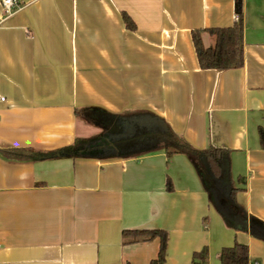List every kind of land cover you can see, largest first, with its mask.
Returning <instances> with one entry per match:
<instances>
[{
    "label": "crops",
    "instance_id": "crops-1",
    "mask_svg": "<svg viewBox=\"0 0 264 264\" xmlns=\"http://www.w3.org/2000/svg\"><path fill=\"white\" fill-rule=\"evenodd\" d=\"M17 1L0 25V264H152L160 239L124 243V231L140 230L167 232L166 264H193L205 247L208 264H221L236 243L264 264V0H241L244 66L229 71L202 70L192 34L232 27L239 0ZM85 108L150 112L197 150H230L248 230L226 225L185 155L33 162L2 153L99 134L77 117Z\"/></svg>",
    "mask_w": 264,
    "mask_h": 264
},
{
    "label": "trees",
    "instance_id": "trees-1",
    "mask_svg": "<svg viewBox=\"0 0 264 264\" xmlns=\"http://www.w3.org/2000/svg\"><path fill=\"white\" fill-rule=\"evenodd\" d=\"M236 23L229 28L196 30L193 42L202 70L229 71L244 66V9L241 0L236 5ZM126 26L135 29L132 19L124 14ZM203 33H209L214 41L207 48L203 43ZM82 121L100 129V133L89 138H78L71 146L54 151L33 148H11L2 153L11 158L33 162L69 157L73 159H134L164 151L168 161L176 155L187 156L195 167L202 184L218 213L226 225L236 230L247 231V212L236 201L239 191L232 178L231 151L225 148L210 147L197 150L171 126L157 115L146 112L112 114L99 108L76 110ZM259 138L264 150V128H259ZM167 190L173 191L171 180ZM254 222L255 219L251 218ZM125 244L147 243L160 239V253L152 264H166L168 234L164 230L124 231ZM209 250L205 247L193 255V264H208ZM249 248L236 243L221 252V264H251Z\"/></svg>",
    "mask_w": 264,
    "mask_h": 264
},
{
    "label": "built area",
    "instance_id": "built-area-1",
    "mask_svg": "<svg viewBox=\"0 0 264 264\" xmlns=\"http://www.w3.org/2000/svg\"><path fill=\"white\" fill-rule=\"evenodd\" d=\"M17 6V0H1L0 25L5 19L13 15ZM0 100L4 102L5 98H1Z\"/></svg>",
    "mask_w": 264,
    "mask_h": 264
}]
</instances>
